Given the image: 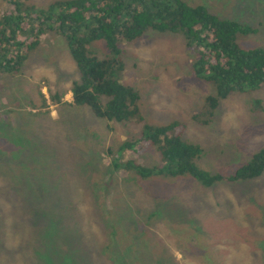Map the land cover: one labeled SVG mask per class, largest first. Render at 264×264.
Here are the masks:
<instances>
[{
	"label": "rangeland",
	"instance_id": "374dc122",
	"mask_svg": "<svg viewBox=\"0 0 264 264\" xmlns=\"http://www.w3.org/2000/svg\"><path fill=\"white\" fill-rule=\"evenodd\" d=\"M54 1L14 0L22 12ZM185 1L253 29L237 44L264 49V0ZM15 8L0 0V15ZM119 48V80L138 92L144 124H183V139L203 152L197 167L228 177L264 149V85L204 116L216 91L195 76L198 52L182 35L149 30ZM89 52L109 56L103 41ZM79 76L64 39L51 34L19 73H0V264H264V173L203 187L121 169L128 160L157 166L159 155H122L141 125L71 105Z\"/></svg>",
	"mask_w": 264,
	"mask_h": 264
},
{
	"label": "trees",
	"instance_id": "16d2710c",
	"mask_svg": "<svg viewBox=\"0 0 264 264\" xmlns=\"http://www.w3.org/2000/svg\"><path fill=\"white\" fill-rule=\"evenodd\" d=\"M10 4L16 8L0 15V73H19L27 54L47 35L63 38L80 75L69 92L71 105L86 106L99 119L141 125L139 137L119 148L122 155L136 149L139 153L154 150L159 155L157 166L146 168L128 160L120 164L121 169L141 179L188 176L203 187L247 181L264 173V149L228 177L200 169L196 161L202 149L183 139V124H144L138 92L119 80L124 70L120 45L141 39L149 30L180 34L187 47L198 52L195 76L216 91L206 99L203 114L213 116L219 102L230 94L259 90L264 85V49H244L237 44L238 34L248 35L253 29L185 0H58L44 10L31 12H22L14 0ZM95 41L105 43L108 57L98 59L89 52ZM63 97L50 99L60 103Z\"/></svg>",
	"mask_w": 264,
	"mask_h": 264
}]
</instances>
